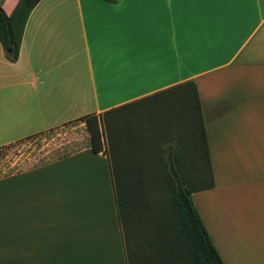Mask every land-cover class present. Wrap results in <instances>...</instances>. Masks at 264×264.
<instances>
[{
  "label": "crops",
  "instance_id": "0c3cea01",
  "mask_svg": "<svg viewBox=\"0 0 264 264\" xmlns=\"http://www.w3.org/2000/svg\"><path fill=\"white\" fill-rule=\"evenodd\" d=\"M189 81L212 179L193 205L223 264H264V0H39L15 62L0 44V148L110 112L175 153ZM74 143L33 165V243L0 242V264H126L106 143Z\"/></svg>",
  "mask_w": 264,
  "mask_h": 264
},
{
  "label": "trees",
  "instance_id": "16d2710c",
  "mask_svg": "<svg viewBox=\"0 0 264 264\" xmlns=\"http://www.w3.org/2000/svg\"><path fill=\"white\" fill-rule=\"evenodd\" d=\"M38 1L18 0L9 15L0 6V44L10 62L17 60L25 21ZM185 85L195 98L194 84L189 81ZM187 105L181 149L166 155L156 143L146 145L148 141L141 138L128 140L120 129L111 130L110 112L100 120L95 115L80 119L86 125L84 145L94 153L102 149L100 123L107 130L106 152L126 264H223L191 199L192 193L211 187L212 179L197 96ZM190 146H195L196 152H191ZM60 155L54 153L50 159ZM133 211L135 224L130 222ZM136 236L141 244H135Z\"/></svg>",
  "mask_w": 264,
  "mask_h": 264
},
{
  "label": "rangeland",
  "instance_id": "374dc122",
  "mask_svg": "<svg viewBox=\"0 0 264 264\" xmlns=\"http://www.w3.org/2000/svg\"><path fill=\"white\" fill-rule=\"evenodd\" d=\"M106 134V128L100 123L104 143ZM86 136L85 121L81 120L0 150V179L4 178L0 181V231L3 233L0 242L33 243V165L52 156L54 152L50 150L64 140H75L76 146H83ZM134 211L130 222L135 224ZM131 235L134 239L135 235ZM136 239L135 244H141V238L136 236Z\"/></svg>",
  "mask_w": 264,
  "mask_h": 264
}]
</instances>
